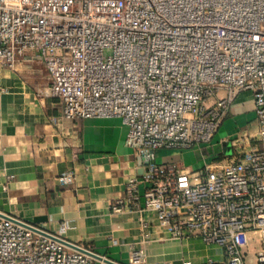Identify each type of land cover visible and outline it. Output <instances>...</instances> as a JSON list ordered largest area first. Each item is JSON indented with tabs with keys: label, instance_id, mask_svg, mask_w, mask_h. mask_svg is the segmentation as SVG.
I'll list each match as a JSON object with an SVG mask.
<instances>
[{
	"label": "built area",
	"instance_id": "2783aa9c",
	"mask_svg": "<svg viewBox=\"0 0 264 264\" xmlns=\"http://www.w3.org/2000/svg\"><path fill=\"white\" fill-rule=\"evenodd\" d=\"M29 51L45 62L64 117L120 116L128 125L143 173L128 178L115 211H154L174 237L219 245L224 264H247L255 241V264H264V0H0V59L13 66ZM243 90L257 128L233 139L238 158L197 170L157 161V148L210 142ZM146 257L135 248L130 262ZM0 264L97 259L0 216Z\"/></svg>",
	"mask_w": 264,
	"mask_h": 264
},
{
	"label": "crops",
	"instance_id": "0c3cea01",
	"mask_svg": "<svg viewBox=\"0 0 264 264\" xmlns=\"http://www.w3.org/2000/svg\"><path fill=\"white\" fill-rule=\"evenodd\" d=\"M50 83L45 62L32 51L13 66L0 59V211L122 264H131L135 248L147 252L140 264H224L219 245L188 233L174 237L154 211L132 205L113 209L126 199L128 178L143 173L138 151L126 143L129 127L120 116L64 117L62 100L50 94ZM251 97L248 90L237 95L210 142L157 148V161L197 170L238 158L233 139L240 133L253 136L257 128ZM255 142L251 137L245 145ZM225 146L230 154H224ZM139 188L143 193L145 183ZM97 264L109 263L97 259Z\"/></svg>",
	"mask_w": 264,
	"mask_h": 264
},
{
	"label": "water",
	"instance_id": "95a60500",
	"mask_svg": "<svg viewBox=\"0 0 264 264\" xmlns=\"http://www.w3.org/2000/svg\"><path fill=\"white\" fill-rule=\"evenodd\" d=\"M0 216H2V217H6V218L14 219L15 221H18V222L24 224L25 226H27V227H29V228H31V229H34V230H36V231H39V232H42V233H45V234L51 235V236H53V237H56L57 239H59L60 241H62L63 243H65L66 245L71 246V247H74V248H77V249H80V250H83V251H86L87 253H89V254H91L92 256H94L96 259L104 260V261L108 262L109 264H122V263H120V262H117V261L111 260V259H109V258H107V257H105V256H102V255H100L99 253H96V252H94V251H92V250H89V249H87V248H84L83 246H80V245H77V244H75V243H73V242H70L69 240H66L65 238H62V237L56 236V235L50 233V232L47 231V230H44V229H42V228H40V227H38V226H36V225H34V224H31V223H29V222H26V221H24V220H21L20 218H17V217H15V216H12L11 214H7V213H5V212L0 211Z\"/></svg>",
	"mask_w": 264,
	"mask_h": 264
},
{
	"label": "rangeland",
	"instance_id": "374dc122",
	"mask_svg": "<svg viewBox=\"0 0 264 264\" xmlns=\"http://www.w3.org/2000/svg\"><path fill=\"white\" fill-rule=\"evenodd\" d=\"M223 148L224 154H230V150H228L227 146ZM260 245L256 243L255 241H250V243L245 247L246 251V262L247 264H255L256 261V253L259 250Z\"/></svg>",
	"mask_w": 264,
	"mask_h": 264
}]
</instances>
